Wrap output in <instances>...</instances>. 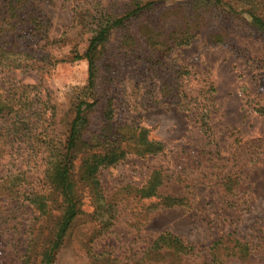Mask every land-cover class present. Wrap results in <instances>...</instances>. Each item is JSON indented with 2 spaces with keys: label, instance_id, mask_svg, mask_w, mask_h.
<instances>
[{
  "label": "rangeland",
  "instance_id": "374dc122",
  "mask_svg": "<svg viewBox=\"0 0 264 264\" xmlns=\"http://www.w3.org/2000/svg\"><path fill=\"white\" fill-rule=\"evenodd\" d=\"M222 1L223 6L212 8L201 0H40L34 13L40 12L47 23L39 29L27 24L24 32L10 36L0 33L2 48L12 51L26 41L41 55L28 64L24 56V61L0 64V86L7 95L22 86L35 88L30 91L35 114L25 128L27 137L8 142L0 157V185L19 175L24 191L37 192L45 172V134L66 141L72 99L88 82V62L75 56L84 54L92 37L90 21L98 12L122 18L137 5L155 4L154 10L115 30L103 48L98 105L89 114L87 133L103 124L111 99L116 123L147 130L149 140L163 144L164 151L129 154L100 171L102 204L106 211L113 208L114 217L104 231L106 214L97 210L80 181L78 155L74 181L81 213L57 264H102L99 257L113 264H203L223 239L247 245L251 256L248 262L226 256L230 264H264V117L257 113L264 108V36L252 28L240 0ZM253 2L264 17V0ZM196 21L201 25L193 31ZM187 30L196 35L192 44L173 47ZM215 31H226L228 43L212 45L207 37ZM149 34L160 44H149ZM173 99L183 102L175 105ZM3 126L0 118V130ZM156 169L176 176L160 194L185 199V207L156 209V200L131 193ZM60 216V209L45 217L24 198L0 197V264H39ZM163 233L181 238L194 254L182 263L171 256L146 259Z\"/></svg>",
  "mask_w": 264,
  "mask_h": 264
},
{
  "label": "trees",
  "instance_id": "16d2710c",
  "mask_svg": "<svg viewBox=\"0 0 264 264\" xmlns=\"http://www.w3.org/2000/svg\"><path fill=\"white\" fill-rule=\"evenodd\" d=\"M39 1L4 0L3 9L5 17H0V33L10 36L12 33L24 32L27 24L39 29L41 25L47 23L48 20L43 18L40 12L34 13V3ZM201 1L207 4L211 3L212 8L220 7L224 4L222 0ZM240 1L248 8L247 12L251 18L252 28L264 36V17L256 12L253 0ZM31 9H33V13ZM154 9L155 4L149 2L145 5H137L135 10L122 18H116L100 12L93 17L90 22L94 24L95 29L92 32V37L88 42L87 48L84 54L75 56L76 60H86L88 62V82L72 99L73 118L69 123L66 141H57L51 135L45 134L47 141L44 145L45 172L41 184L42 190L37 192L24 191L22 187L23 180L18 177L19 175L16 176L18 179L15 181L0 185V197L24 198L30 202L41 216L49 217L57 209L61 210L60 220L55 227L53 241L42 255L39 264H57L59 251L81 213V196L74 181L76 160L80 153L82 154L79 164L80 181L89 190L92 200L97 205V210H102L106 214L107 223L102 227L104 231L107 230L109 222L114 217L113 208L110 207L106 211V207L102 204L104 203V196L102 195V187L99 180L100 171L118 165L129 154L144 157L146 155H156L164 151L163 144L149 140L147 130L129 125L121 126L116 123L114 121V107L112 106L111 99L106 103L102 113L103 124L95 130L94 134L88 136L87 133L91 127L89 114L98 105L95 99V92L97 89L98 63L101 59L103 48L115 30L126 28L127 23L132 18ZM197 12L202 14L199 10ZM230 13L236 15L235 11L230 10ZM193 25L195 27L191 28L194 31L201 23L200 21H196L191 26ZM195 36L191 30L180 32V38L175 41L173 47L189 46L192 44ZM147 38H150L147 42L151 45L160 44L152 34L147 35ZM207 39L212 45L228 43L226 31L225 33L223 31L212 32ZM26 43V41H23L19 46H12L14 48L12 51L0 46V51L2 50L0 64H6L9 59L11 63L14 61L19 62V58L23 60L21 56H24L28 64L29 61H33V59L41 56L38 51L30 47L31 43ZM173 47H170V50ZM9 55H13L14 58L11 59ZM32 66L29 65V67ZM33 88L22 86L13 89L7 95L0 86V118L4 125L3 129L0 130V157L4 154V147L8 142L27 137L24 133L25 128L31 125L35 114L32 112V105L35 101L30 98V91ZM170 101L175 105H180L183 102L182 99ZM257 113L264 117V108L258 109ZM51 117L50 119H53L54 114ZM174 178L176 176L173 173L156 169L151 173L150 178L142 187L133 189L131 193L140 199L156 200L154 202L156 209L170 210L185 207V199L162 196L160 194V189L168 182L174 180ZM227 189L230 192L228 187ZM42 191H46L45 194L48 196L41 194ZM193 252H195V249L184 243L181 238L171 233H163L148 249L146 259L153 260L160 259L162 256H171L179 261V263H182L183 259L186 256L193 255ZM226 256H231V258L239 257V259L247 262L248 260L250 261L251 257L247 245L239 241H227L223 239L214 244L210 253V261H203V264L232 263L233 261L227 262L225 260ZM97 262L113 264L111 259L102 257H99Z\"/></svg>",
  "mask_w": 264,
  "mask_h": 264
}]
</instances>
